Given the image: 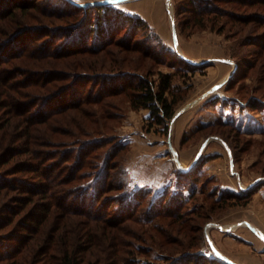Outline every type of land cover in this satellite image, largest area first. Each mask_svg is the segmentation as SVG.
Listing matches in <instances>:
<instances>
[{
    "label": "trees",
    "instance_id": "obj_1",
    "mask_svg": "<svg viewBox=\"0 0 264 264\" xmlns=\"http://www.w3.org/2000/svg\"><path fill=\"white\" fill-rule=\"evenodd\" d=\"M30 1L0 0V119L4 117L0 121V189L10 188L19 192L17 207L9 204L0 213V261L8 260L6 264H136L134 256L124 255L127 245L133 243L127 244L123 235L137 238L135 233L127 231L124 224L128 220L139 219L136 212L142 205L141 198L126 192L124 182L120 185L123 190L111 180L109 182L115 165H108L105 161L104 166L98 163L95 169L91 168L90 152L103 140V135L98 133L101 116L108 113L107 118L116 117L118 111L113 115L109 110H113L118 102L112 98L123 94L133 108L149 110L151 124H164L167 131L168 121L179 101L174 94V74L152 70L151 66H115L122 50L137 52L140 56L135 59L152 54L139 45V40L125 42L121 37L122 31L115 28L122 22L126 23L125 27H134L135 32L146 28L148 26L142 17L124 16L117 10L105 13L110 9L107 3L79 6L69 0H59L52 5L50 2ZM183 7L189 14L185 27H205L212 22V28L218 24L220 32H232L229 36H236L239 45L246 44V40L256 45L257 48L250 51L253 58H247L243 66H238L234 76L246 77L250 69V73L259 74L262 71L264 29L258 35L249 34L247 30L252 28L251 24L264 27V0H185ZM34 11L38 13L34 15ZM49 19L59 22L52 24ZM115 19H121V22ZM3 20L6 21L4 24L1 23ZM95 55H99L100 59L95 60ZM107 58L112 61L110 66L103 61L100 63L101 59ZM178 58L193 69L207 63L190 62L180 55ZM122 60L125 63L124 56ZM3 63L12 66H1ZM123 63L120 61V64ZM25 64L32 66H22ZM155 74L157 77H154ZM83 78H89L93 84L90 93L85 96ZM64 94L70 95V100L64 98ZM37 106L39 110L46 107L44 114H38ZM88 107L95 111L86 116L90 129L83 120L76 122L72 111H69ZM68 112L70 116L66 115ZM61 133L71 135L72 142L58 138ZM92 134L98 135L91 137ZM17 141H23V144L16 145ZM39 145L44 148H36ZM3 165L9 168H2ZM191 171L193 168L183 172L182 177ZM25 173L27 177L23 176ZM30 175L33 178H29ZM15 176H20L21 180ZM256 185L246 192L222 194L210 208L214 211L229 205H246ZM115 189L129 200L128 205L119 210L130 209L125 214H115L106 204L108 197H103ZM190 189L188 194H179L181 200L189 201L197 194V186ZM81 193H86L87 204L81 202L85 205L73 202L72 197ZM167 197L168 194L163 199ZM162 207L150 213L148 226L138 220L144 225L140 226L144 232L154 229L165 237L158 242L162 250L175 249L170 248V243L174 241L170 239L171 235L174 231H185L187 234L193 227L189 221L194 215L199 220L212 218V211L209 214L205 212L204 204L199 207L194 205L190 212L182 211V204L180 208L170 210H162ZM27 209L31 211V217L19 221V215ZM53 209L64 210L63 216L55 226L51 224L48 228L52 229L53 235L47 245H39L45 237L38 233L53 222L50 217ZM164 220L169 230L159 225ZM202 225L200 223L199 227H195L197 231L202 229ZM32 233H35L33 237L30 236ZM139 251L149 254L151 249L146 250L142 246ZM38 252L41 256L37 255ZM129 252L132 253L131 250ZM189 253L187 251L182 255ZM201 255L197 256L203 257ZM206 263L231 264L216 258L207 259Z\"/></svg>",
    "mask_w": 264,
    "mask_h": 264
},
{
    "label": "rangeland",
    "instance_id": "obj_2",
    "mask_svg": "<svg viewBox=\"0 0 264 264\" xmlns=\"http://www.w3.org/2000/svg\"><path fill=\"white\" fill-rule=\"evenodd\" d=\"M69 1L81 6L84 2L94 3L91 5L99 4L101 0ZM41 2H50L52 5L55 2L59 3V0L37 1V3ZM104 3H107L110 8L105 13H113L117 10L124 16H140L148 26L143 29L139 28L135 32L134 27H125V22L116 25L117 31H122L120 35L124 37L125 42L132 43L139 40L137 41L139 45L144 49H149L152 54L150 53L149 57L135 59L140 56L137 52L122 50V53L117 56L119 62H115V66H151L152 70L172 72L174 74V94L179 97L175 112L222 81L235 67V63L236 70L243 66L247 58L251 60L253 57L250 51L257 48L255 44L247 40L246 44L239 45L236 36H229L230 33L233 34L232 32H220L218 24L212 28V22H208L205 27H185V20L189 15L183 7L185 0H117ZM36 13L38 12H33L34 15ZM117 20L121 22V19H115ZM49 21H52V24L59 22L54 19H49ZM5 22L3 20L1 23ZM31 22L36 21L31 20ZM173 24H175L176 36L173 33ZM251 25L252 28L247 30L249 34L258 35V32L264 29V27L258 28L254 24ZM135 35H137L136 38H134ZM180 52L197 61L198 64L204 63L198 62L201 60H206L207 63L193 69L178 58L179 55L181 56ZM123 56L125 63L122 60ZM94 57L95 60L100 59L99 55ZM102 61L106 66L112 63L108 58L101 59L100 63ZM120 61L123 64H120ZM1 66L12 65L3 63ZM261 68L263 69L259 74L250 73L251 69L248 70V75L243 78L234 76L233 73L206 97L184 109L176 118L172 116L168 121L167 131H165L164 124H151L149 110L133 108L125 94L118 96L119 98H112L113 101L118 102L113 110L111 108L109 110L113 115L116 111L118 112L113 118H107L108 113L101 116L102 122L100 121L98 133L103 135V140L99 141L101 143L90 152L89 160L93 164L90 167L95 169L98 163L104 166L105 161L108 165H115L111 169L112 177L108 179L109 182L111 180L117 187L124 182L126 192L140 196L142 205L139 206L136 215L141 223L147 226L150 224L147 222L150 213L161 206H163L162 210H170L180 208L182 204V211L190 212L194 205L199 207L200 204H204L205 212L209 214L212 211L210 205L218 196L222 194L225 196L229 191L246 192L248 188L245 186L264 177V67ZM154 77H157V74ZM82 82L85 96L90 93L93 84L89 78H83ZM76 86L80 88L79 84ZM169 96L171 97L172 93ZM63 97L68 100L71 98L66 94ZM252 102L256 105L254 106ZM39 108V106L36 107L38 114H44L46 107L43 106L40 110ZM69 111H72L76 122L83 120L87 128L89 121L86 116L95 112L91 107L69 109ZM70 112L66 115L70 116ZM60 116L63 117V114ZM3 118L0 119L1 122ZM61 126L66 127L64 124ZM64 134H59L58 138L69 139L68 142H72L73 137ZM96 135L98 134H92L91 137ZM169 139L176 152L170 149ZM18 144H23V141H17L16 145ZM36 148L44 147L39 145ZM199 152L200 157L192 167L193 171L182 177V173L187 171L185 168L195 160ZM178 158L182 163L181 166L177 162ZM60 160L62 161V158ZM7 166L3 165L2 168H9ZM233 169L240 177L232 171ZM6 171L8 172V169ZM23 176L27 177V173ZM32 176L28 177L33 178ZM15 177L21 180L20 176ZM256 184L252 197L246 205L235 204L216 208L211 212L210 220H199L196 215H191L193 219L189 223L193 227L189 228V232L186 234L185 231H174L171 235L170 239L174 241L170 243L172 245L170 248H175L172 250H162L158 242L159 240L162 242L165 237L157 234L154 229L147 233L144 232L140 228L144 225L139 224V219L126 221L124 227L131 234L135 233L137 238L128 234L123 235L127 244L133 243V245H127L124 255L134 256L137 259L136 264H148L149 262L207 264L206 260L211 258L229 263L225 257L236 264H264V180ZM191 186L192 188L197 186V194L189 201L181 200L179 194L190 193ZM120 188L123 190L122 186ZM0 194V203H2L0 213L9 204L17 207L18 191L10 188L2 191L0 189ZM85 194L73 196V202L87 204ZM105 194L103 197H108L106 204L113 209L115 214H125L130 210L125 208L124 211L119 212L122 206L126 207L129 203L128 199L122 197L121 191L115 189ZM166 194L169 197L163 199ZM37 200L40 198L37 197ZM72 205L74 207V204ZM99 208L96 209L97 212L100 211ZM30 212L29 209L25 210L19 215L18 220L31 217ZM63 212L62 209L61 211L54 210L51 214L53 222L48 223V227L41 229L38 233L45 237L39 245L45 246L47 241L51 240L52 229L48 228L51 224L55 226L60 221ZM238 221L239 223L235 224ZM200 223H203L202 229L197 231L196 228ZM213 223L225 224V227L229 226L226 224L233 223L231 224L233 227L219 231V227ZM159 225L169 230L165 220ZM207 225L209 236L218 252L212 248L206 236ZM18 226L19 223L16 227ZM97 230L100 231L99 228ZM34 235L35 233H32L30 236ZM188 236V239L185 238ZM237 242L240 245H236ZM142 246H145L146 250L151 249L150 253H141L139 247ZM187 251L190 252L188 255H182ZM198 254H202L203 257H198ZM37 255L41 256V253L38 252ZM8 262L3 259L0 264Z\"/></svg>",
    "mask_w": 264,
    "mask_h": 264
},
{
    "label": "water",
    "instance_id": "obj_3",
    "mask_svg": "<svg viewBox=\"0 0 264 264\" xmlns=\"http://www.w3.org/2000/svg\"><path fill=\"white\" fill-rule=\"evenodd\" d=\"M112 1H117V0H101V1H99V3H104V2H112ZM169 1V0H168ZM97 3V2H96ZM82 5H84V6H86V5H91V4H94V3H88V2H84V3H81ZM173 29H174V36H176V30H175V24H173ZM180 54H181V56L182 57H184V58H186L187 60H189V61H191V62H195V63H197V61H195V60H193V59H191V58H189V57H187L186 55H184L183 53H181L180 52ZM206 60H201V61H198V62H205ZM235 67L230 71V73L222 80V81H220L219 83H217L216 85H214L211 89H209V90H207V91H205L203 94H201L199 97H197L196 99H193L192 101H190V102H188L184 107H182V108H180L179 110H177L175 113H174V115H173V118H176L184 109H186V108H188V107H190V106H192L194 103H196L198 100H200V99H202V98H204V97H206L209 93H211L212 91H214L218 86H220L227 78H229L233 73H234V71H235V68H236V63H235V65H234ZM217 137V136H216ZM169 146H170V149L173 151V152H176V150H175V147L173 146V144H172V142H171V140L169 139ZM199 157H200V152L198 153V155L196 156V158H195V160L193 161V162H191L190 163V165L187 167V168H185L186 170H190L194 165H195V163L198 161V159H199ZM177 162H178V164L181 166L182 165V163H181V161H180V159L178 158L177 159ZM232 166H233V162H232ZM234 173H236V174H238V172L236 171V170H232ZM238 177H240V175L238 174ZM261 180H264V177L263 178H259V179H257V180H255V181H252L249 185H247V186H245V188H250V187H252V186H254L256 183H259ZM243 186V185H242ZM244 187V186H243ZM210 224H212V223H210ZM214 225H217L218 227H220L222 230H228V229H231L232 227H233V225H231V226H227V227H225V226H223V225H221V224H218V223H213ZM208 225H207V227H206V236H207V238H208V240H209V242H210V244H211V246H212V248L216 251V252H218V250H217V248L215 247V245H214V243H213V241H212V239H211V237L209 236V232H208ZM225 259L226 260H228L229 261V263H231V264H236L235 262H233L231 259H229V258H227V257H225Z\"/></svg>",
    "mask_w": 264,
    "mask_h": 264
},
{
    "label": "crops",
    "instance_id": "obj_4",
    "mask_svg": "<svg viewBox=\"0 0 264 264\" xmlns=\"http://www.w3.org/2000/svg\"><path fill=\"white\" fill-rule=\"evenodd\" d=\"M238 223H239V221H238V222H236L235 224H238ZM231 224H233V223L226 224V225H229V226H230ZM221 225H224V226H225V224H221ZM219 229H220L219 231H222V229H221L220 227H219ZM236 245H240V244L237 242V243H236Z\"/></svg>",
    "mask_w": 264,
    "mask_h": 264
},
{
    "label": "bare ground",
    "instance_id": "obj_5",
    "mask_svg": "<svg viewBox=\"0 0 264 264\" xmlns=\"http://www.w3.org/2000/svg\"><path fill=\"white\" fill-rule=\"evenodd\" d=\"M227 227V226H226Z\"/></svg>",
    "mask_w": 264,
    "mask_h": 264
}]
</instances>
